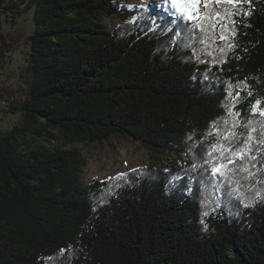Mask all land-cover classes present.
I'll use <instances>...</instances> for the list:
<instances>
[{
	"label": "trees",
	"instance_id": "trees-1",
	"mask_svg": "<svg viewBox=\"0 0 264 264\" xmlns=\"http://www.w3.org/2000/svg\"><path fill=\"white\" fill-rule=\"evenodd\" d=\"M135 1L0 0L1 113L17 116L0 130V264H264V0H212L207 32ZM232 131L251 151L213 175ZM114 137L162 168L84 183L77 146Z\"/></svg>",
	"mask_w": 264,
	"mask_h": 264
},
{
	"label": "rangeland",
	"instance_id": "rangeland-1",
	"mask_svg": "<svg viewBox=\"0 0 264 264\" xmlns=\"http://www.w3.org/2000/svg\"><path fill=\"white\" fill-rule=\"evenodd\" d=\"M124 3H135V0H121ZM153 3L161 0H150ZM20 24L25 27L30 26L29 14L18 18ZM117 20L111 18L110 23L115 24ZM13 68L20 63V56L13 55ZM6 104L0 103V130L10 128L17 119L16 115L4 116L1 111ZM264 107V104L261 105ZM86 160L83 172V182L103 181L116 175L125 173L132 169L153 165L162 168L163 160L157 157L142 146L123 138L114 137L109 142L102 144H92L89 146L78 145Z\"/></svg>",
	"mask_w": 264,
	"mask_h": 264
},
{
	"label": "snow or ice",
	"instance_id": "snow-or-ice-1",
	"mask_svg": "<svg viewBox=\"0 0 264 264\" xmlns=\"http://www.w3.org/2000/svg\"><path fill=\"white\" fill-rule=\"evenodd\" d=\"M212 0H164V3L169 6L171 15L175 18L176 22L185 21L190 22V26L194 28H199L200 31H208L209 27L214 28L215 24L206 25L205 21H212L213 14L216 16L219 15V12L214 8L210 7ZM222 0H215V4H220ZM229 4H234L238 2V0H226ZM183 27L181 26L180 30L177 32V36H179L180 31H183ZM251 94V93H249ZM231 95V94H230ZM262 101L257 100L252 104L251 111L252 115L259 114L261 117H264V107H261ZM233 107H235L233 105ZM236 116H239V113H235ZM239 122L233 125V128L237 126ZM216 134L219 136L220 130L213 126ZM255 131V129H252ZM212 133L210 132L209 135ZM239 139V135L232 131L230 134L224 133L223 140L229 141V143L224 144H212L210 145V150L207 153L209 157L213 155V151L218 150L221 153L222 160L225 162L213 163L211 165V171L213 175H221L224 176L228 171V164H235L237 160H242L247 155V152L251 151L250 148L245 150L244 147L236 148L235 140ZM249 140L252 139L251 136L248 137ZM227 153V155H225ZM255 157H253L254 159ZM121 176L123 174H120ZM119 178V177H117ZM206 214V213H205Z\"/></svg>",
	"mask_w": 264,
	"mask_h": 264
},
{
	"label": "built area",
	"instance_id": "built-area-1",
	"mask_svg": "<svg viewBox=\"0 0 264 264\" xmlns=\"http://www.w3.org/2000/svg\"><path fill=\"white\" fill-rule=\"evenodd\" d=\"M4 104V103H3Z\"/></svg>",
	"mask_w": 264,
	"mask_h": 264
}]
</instances>
